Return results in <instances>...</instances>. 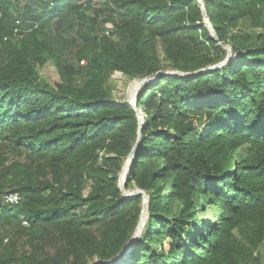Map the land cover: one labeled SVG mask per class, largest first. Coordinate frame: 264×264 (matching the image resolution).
<instances>
[{
    "label": "trees",
    "instance_id": "1",
    "mask_svg": "<svg viewBox=\"0 0 264 264\" xmlns=\"http://www.w3.org/2000/svg\"><path fill=\"white\" fill-rule=\"evenodd\" d=\"M201 1L218 42L198 0H0V264H111L130 242L139 123L110 80L168 69L191 75L138 92L124 183L147 221L113 264H264V0Z\"/></svg>",
    "mask_w": 264,
    "mask_h": 264
},
{
    "label": "rangeland",
    "instance_id": "2",
    "mask_svg": "<svg viewBox=\"0 0 264 264\" xmlns=\"http://www.w3.org/2000/svg\"><path fill=\"white\" fill-rule=\"evenodd\" d=\"M199 1L200 0H198V2ZM199 4H200V8H202V5H201L200 2H199ZM205 25H206V27H208V29L210 31V34L213 37V35H214L213 29L211 27H209V25L206 22H205ZM158 51H159V58L162 59L163 53H162L161 46H158ZM231 55L229 56V59L227 60V62L232 59ZM222 63H224V61H222V62H220L218 64V65H220L219 67L224 65ZM161 72L170 73V72H173V71L168 69L166 71H161ZM39 74H40V77L44 81H46L48 84H50V85H54V84H56L59 81L57 70H56L54 64L51 61H48L44 66H42L39 69ZM133 80L137 81L139 79H133ZM133 80H129L127 77H125L121 73L117 72V73H114L111 76L110 84L113 87L112 94H113L114 99L117 100V101H127V102H129L132 105V107H134V111H135L136 116L138 118V123L141 126L143 124L144 114L142 112L141 106H136V100H137V96H138L139 90L146 84L133 85L132 84ZM131 159H132V157L129 158L127 156L123 160V162L121 164V168H120L119 174H118V181L121 178H123V179L126 178L127 171H128ZM122 171H123V173H122ZM119 188L122 189L123 192L126 195H129V196H133L134 194L136 195L135 191L137 189L135 187H130L129 186V187L126 188L125 183H121L119 185ZM87 192H88V188H85L84 193L86 194ZM165 193H167V192H165ZM143 204H145L146 207L144 209V213L140 217V221H139L138 226H137V228L135 230V233H134V239L135 240L140 236V234H141V232H142V230L144 228V225H145V223L147 221V205H148L147 198H145V200H143V198H142V205ZM212 214H213V208L205 207V209L201 213V217L200 218L204 219L205 221H209L211 219ZM95 262H98V261H95ZM95 262H93V263H95Z\"/></svg>",
    "mask_w": 264,
    "mask_h": 264
},
{
    "label": "water",
    "instance_id": "3",
    "mask_svg": "<svg viewBox=\"0 0 264 264\" xmlns=\"http://www.w3.org/2000/svg\"><path fill=\"white\" fill-rule=\"evenodd\" d=\"M200 3H201V5H202V8H201V10H202V14H203V20H204V22H206L208 25H209V27H211V25H210V23H209V20H208V17H207V14H206V11H205V8H204V6H203V2L200 0L199 1ZM212 28V27H211ZM213 32V31H212ZM213 38L215 39V41L216 42H218V39H217V37L215 36V34L213 35ZM223 47L226 49V51H227V55H226V57L224 58V63H222V64H225L226 62H227V60L229 59V56L232 54L231 53V49H230V47L229 46H227V45H223ZM221 64V65H222ZM220 65H215V66H211V67H209V68H207V69H204V70H201L200 72H203V71H209V70H211V69H214V68H216V67H219ZM161 74H168V73H166V72H158L153 78H150V77H146V78H143V79H139V80H137V81H135V80H133V82H132V84L133 85H137V84H140V85H143V84H147V83H149V82H151V81H153V80H155V79H157ZM169 74H175V75H182V76H187V75H191V74H187V73H182V72H179V71H173V72H170ZM140 138H141V126L139 125V129H138V137H137V140H136V142H135V144H134V147H133V149H132V151L130 152V154L128 155V157L130 158V157H132L133 156V152H134V150H135V148H136V146H137V143L140 141ZM122 173H123V171H122ZM119 185L121 184V183H124L125 182V178L123 179V178H121V179H119ZM120 191H121V195H122V197L124 198V199H128V198H130V197H132V196H129V195H126L124 192H123V190L122 189H120ZM135 193L136 194H140L141 196H142V198H143V200H145V198H147L146 197V195H145V193L143 192V191H141L140 189H137L136 191H135ZM135 195V194H134ZM133 195V196H134ZM145 207H146V205L145 204H143L142 205V212H141V215L144 213V209H145ZM135 239H134V235L132 236V238H131V240H130V242L122 249V251L110 262L111 264H113L114 262H116V261H118L122 256H123V254L127 251V249L129 248V245L130 244H132L133 243V241H134ZM92 264H102L100 261H98V262H95V263H92Z\"/></svg>",
    "mask_w": 264,
    "mask_h": 264
},
{
    "label": "built area",
    "instance_id": "4",
    "mask_svg": "<svg viewBox=\"0 0 264 264\" xmlns=\"http://www.w3.org/2000/svg\"><path fill=\"white\" fill-rule=\"evenodd\" d=\"M83 63H84V61H81V64H83ZM3 200L5 203H8V204H16L20 201V196L17 194H6L3 197Z\"/></svg>",
    "mask_w": 264,
    "mask_h": 264
}]
</instances>
